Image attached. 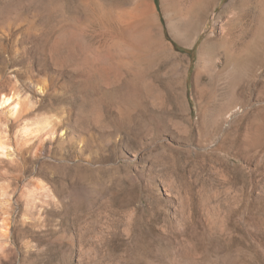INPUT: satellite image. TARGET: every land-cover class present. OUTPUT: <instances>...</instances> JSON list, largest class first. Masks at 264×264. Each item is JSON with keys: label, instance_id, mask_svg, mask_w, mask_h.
<instances>
[{"label": "rangeland", "instance_id": "rangeland-1", "mask_svg": "<svg viewBox=\"0 0 264 264\" xmlns=\"http://www.w3.org/2000/svg\"><path fill=\"white\" fill-rule=\"evenodd\" d=\"M263 30L264 0H0V264H264Z\"/></svg>", "mask_w": 264, "mask_h": 264}, {"label": "bare ground", "instance_id": "bare-ground-1", "mask_svg": "<svg viewBox=\"0 0 264 264\" xmlns=\"http://www.w3.org/2000/svg\"><path fill=\"white\" fill-rule=\"evenodd\" d=\"M138 9H139L138 11L135 9L137 11L135 13L126 14V13H121L120 12V14L116 15L117 16L116 18H118L117 20L121 21V23H123V25H124L123 30H124V33H125L124 34L125 39L126 40L128 39L129 47L132 50H134V51H140V50H142V48H145V47H147L149 45V40H148L149 39V35H148V31H147V26H148L147 25V21L143 18V11L142 10L140 11V8H138ZM146 15H148V14H146ZM153 17H155V16H153ZM154 19H155V23H157L158 19L157 18H154ZM172 19H173V17H172ZM242 20H243V13H237L236 15L234 14V16L229 18L221 26V31H222L221 36H220L221 38L215 36L214 38L212 37V39L207 40L205 43L203 42V44H202V46L200 48V51H199V57H198V62H197V70H198L197 76L198 77L201 75V73L204 72V68H205L206 72H208V73H213V71L217 72V70L219 68V66L216 65L215 60L211 56L212 53L204 54V48H205L206 44L209 41L214 42V43L218 42V41L219 42L220 41H224L227 44V46H230L228 51H226V52H235V51L239 50V47L237 46L238 45V43H237L238 41L236 40L237 37H236L235 34H236V27H237L238 24H240L242 22ZM167 23H168V28H169L172 36L175 39H178V38L180 39V38L185 37L187 35V29H185L184 28L185 26H183L179 22L178 23H176V22L174 23V22L171 21V18H169ZM189 24H190V22H189ZM157 25H160V24L157 23ZM191 26H192V24H191ZM250 31L251 30H246V31H244L242 33H243L244 36H246ZM203 33H204V25L201 28H199L198 32H196L194 37H192L189 41L184 42L183 45L185 47H194L195 44L197 43L200 35L203 34ZM187 36H186V38H187ZM262 37H263V42H262L261 46H263L262 50H263V60H264V30L262 31ZM174 56L175 57L173 58V65L178 69L176 71L178 72V74L181 77H182V75L186 76L187 73H188V67H185L184 60H180L178 58V56H176V55H174ZM238 57H240V56H238ZM238 57H237V59H238ZM235 66H236V64H235ZM212 80H213V76L211 75L209 77V81H210L209 85L211 84ZM14 106L15 107H13V109H11L12 113H15V111L19 107L18 104L14 105ZM1 148L3 149L2 145H0V149ZM219 219L217 220L218 222H219Z\"/></svg>", "mask_w": 264, "mask_h": 264}]
</instances>
